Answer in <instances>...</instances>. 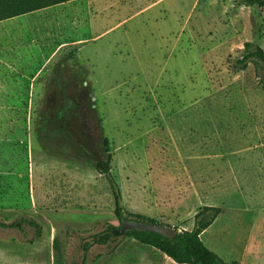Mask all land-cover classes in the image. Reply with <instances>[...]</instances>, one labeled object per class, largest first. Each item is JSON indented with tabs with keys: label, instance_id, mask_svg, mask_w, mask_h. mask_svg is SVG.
<instances>
[{
	"label": "rangeland",
	"instance_id": "obj_1",
	"mask_svg": "<svg viewBox=\"0 0 264 264\" xmlns=\"http://www.w3.org/2000/svg\"><path fill=\"white\" fill-rule=\"evenodd\" d=\"M128 1L64 66L33 75L31 94L0 98V222L41 227L0 226V244L17 260L79 264L85 240L119 226L96 169L106 138L126 212L182 231L221 207L203 242L264 264V71L237 62L246 42L264 51V5ZM119 239L92 246L89 264Z\"/></svg>",
	"mask_w": 264,
	"mask_h": 264
},
{
	"label": "crops",
	"instance_id": "obj_2",
	"mask_svg": "<svg viewBox=\"0 0 264 264\" xmlns=\"http://www.w3.org/2000/svg\"><path fill=\"white\" fill-rule=\"evenodd\" d=\"M122 1L70 0L0 20V98L15 101L25 91L31 94L33 75L47 72L51 66H64L59 60L70 59L74 48L101 35L103 32L96 35V26L107 23L111 13H105ZM135 240L126 238L113 255L96 264H186ZM9 251L10 257L6 256ZM0 264L33 263L17 260L13 249L0 244Z\"/></svg>",
	"mask_w": 264,
	"mask_h": 264
},
{
	"label": "trees",
	"instance_id": "obj_3",
	"mask_svg": "<svg viewBox=\"0 0 264 264\" xmlns=\"http://www.w3.org/2000/svg\"><path fill=\"white\" fill-rule=\"evenodd\" d=\"M70 0H0V20L18 16L24 13L32 12L38 9L46 8L58 3L67 2ZM247 5L261 4L263 0H245ZM256 62L259 69L264 71V51L260 46L253 45V42H246L244 51L241 57L237 60L239 65L246 67L249 62ZM106 147V158L101 159L96 164V169L103 174L112 189L115 200V215L121 221L122 218L129 216L136 217L137 220H142L148 223L156 224L152 219L143 215H133L126 212L122 207V195L120 187L112 172L113 155L111 152L108 139L104 140ZM222 212L221 207L213 205H205L196 213L194 228L191 230L184 229L178 231L176 236L171 239L163 235L140 230H129L125 234L120 231L119 226L109 224L104 230L91 235L89 240H85L81 247L83 250L82 260L79 264H89V250L95 244H108L112 239H119L116 246L120 244L122 239L134 238L145 244H150L157 247L168 256L173 258L178 263L186 264H239L237 260L224 261L219 255L211 250L201 239V234L210 227L219 214ZM1 227H14L24 229L26 226L36 228L40 232V224L33 218L23 216L16 219L13 223L7 224L0 222ZM115 251L111 248V253Z\"/></svg>",
	"mask_w": 264,
	"mask_h": 264
},
{
	"label": "water",
	"instance_id": "obj_4",
	"mask_svg": "<svg viewBox=\"0 0 264 264\" xmlns=\"http://www.w3.org/2000/svg\"><path fill=\"white\" fill-rule=\"evenodd\" d=\"M120 223H121L120 231L122 234H125L129 230L140 229V230L157 233L173 239L178 232L176 228L171 226L148 223L142 220L127 218V217L122 218Z\"/></svg>",
	"mask_w": 264,
	"mask_h": 264
}]
</instances>
